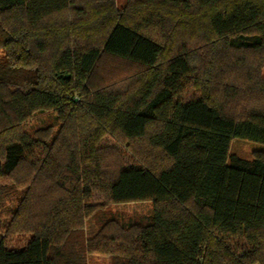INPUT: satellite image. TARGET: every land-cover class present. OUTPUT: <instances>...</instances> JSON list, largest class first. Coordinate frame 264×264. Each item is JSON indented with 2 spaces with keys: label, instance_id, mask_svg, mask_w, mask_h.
Returning <instances> with one entry per match:
<instances>
[{
  "label": "trees",
  "instance_id": "trees-1",
  "mask_svg": "<svg viewBox=\"0 0 264 264\" xmlns=\"http://www.w3.org/2000/svg\"><path fill=\"white\" fill-rule=\"evenodd\" d=\"M129 2L0 0V264H264V0ZM104 56L142 71L114 87ZM89 178L151 209L93 205Z\"/></svg>",
  "mask_w": 264,
  "mask_h": 264
},
{
  "label": "rangeland",
  "instance_id": "rangeland-1",
  "mask_svg": "<svg viewBox=\"0 0 264 264\" xmlns=\"http://www.w3.org/2000/svg\"><path fill=\"white\" fill-rule=\"evenodd\" d=\"M130 0H113L114 7L122 8L128 5ZM142 71V68L136 64L129 63L127 61H123L120 59L112 58V57H103L97 68L95 69L96 77L99 81H103L104 79L108 81L107 84L115 82L113 84L114 87H128L130 85V77L134 74ZM261 74L264 75V66L261 68ZM195 93L191 90V87H187L179 99L183 102L190 100L195 97ZM46 115H38L31 120L30 123L25 124V127H31L37 122L41 121ZM101 144L104 146H109L117 150L120 153V157L122 158V164L125 168H130L135 165L137 162L130 153H128L125 149L126 144L118 143L110 139L109 137H105L102 139ZM139 146V145H137ZM262 147L261 144L255 143L249 140L244 139H233L230 144V152L235 153L241 157L249 158L252 156V153L258 148ZM85 188H88L91 192V198L89 202L93 205H103L108 204L110 202L109 188L110 185L105 183L99 179L89 178L84 182ZM12 191L14 186L7 180H0V189L6 191L9 189ZM8 192V191H7ZM15 198H9L5 200V202H0V234L4 235L8 231L9 224L13 217V210L16 205ZM108 209L112 211H123L127 215H134L139 213L148 212L151 209V204L149 202H137L131 204H119L113 205L108 204ZM95 227L93 226V222L88 220L86 222V233L92 234L95 232ZM23 237L22 233L12 234L11 240H19ZM234 243H239V241L235 240ZM110 258L106 255H98L94 254L88 258V264H109Z\"/></svg>",
  "mask_w": 264,
  "mask_h": 264
}]
</instances>
